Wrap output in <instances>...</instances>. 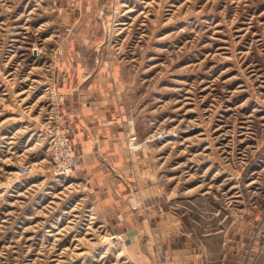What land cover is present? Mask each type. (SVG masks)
Returning <instances> with one entry per match:
<instances>
[{
	"label": "rangeland",
	"instance_id": "rangeland-1",
	"mask_svg": "<svg viewBox=\"0 0 264 264\" xmlns=\"http://www.w3.org/2000/svg\"><path fill=\"white\" fill-rule=\"evenodd\" d=\"M0 264H264V0H0Z\"/></svg>",
	"mask_w": 264,
	"mask_h": 264
},
{
	"label": "built area",
	"instance_id": "built-area-1",
	"mask_svg": "<svg viewBox=\"0 0 264 264\" xmlns=\"http://www.w3.org/2000/svg\"><path fill=\"white\" fill-rule=\"evenodd\" d=\"M74 155H71L70 162H69V169L68 170H73L74 166H76V161L73 160Z\"/></svg>",
	"mask_w": 264,
	"mask_h": 264
},
{
	"label": "crops",
	"instance_id": "crops-1",
	"mask_svg": "<svg viewBox=\"0 0 264 264\" xmlns=\"http://www.w3.org/2000/svg\"><path fill=\"white\" fill-rule=\"evenodd\" d=\"M84 107L87 109L86 105H85ZM83 109H84V108H83ZM84 112H86L85 109H84Z\"/></svg>",
	"mask_w": 264,
	"mask_h": 264
}]
</instances>
